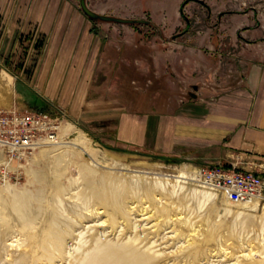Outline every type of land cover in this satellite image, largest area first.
I'll use <instances>...</instances> for the list:
<instances>
[{
	"label": "rangeland",
	"instance_id": "1",
	"mask_svg": "<svg viewBox=\"0 0 264 264\" xmlns=\"http://www.w3.org/2000/svg\"><path fill=\"white\" fill-rule=\"evenodd\" d=\"M58 1L101 44L88 93L101 106L61 120L57 144L17 157L0 151V264H35L46 227L65 229L71 211L85 206L102 215L84 222L86 247L73 257L66 252L78 237L61 241L67 258L60 262L56 251V264H77L86 252L101 264H264V203L236 206L219 192L205 199L188 184L153 183L201 167L193 140L180 139L178 117L209 112L264 73V0H85L97 13L147 24L93 21L78 0ZM42 42L21 50L29 69ZM134 173L145 176L142 190L129 181ZM13 205L24 208L21 216ZM137 236V251L155 252L150 260L116 251Z\"/></svg>",
	"mask_w": 264,
	"mask_h": 264
},
{
	"label": "crops",
	"instance_id": "2",
	"mask_svg": "<svg viewBox=\"0 0 264 264\" xmlns=\"http://www.w3.org/2000/svg\"><path fill=\"white\" fill-rule=\"evenodd\" d=\"M59 2L0 0V107L57 106L69 116L101 106L88 98L102 60L101 44L90 23L69 4L59 8ZM36 37L43 42L29 69L30 60L21 50L33 48ZM221 97L226 101L209 112L178 117L180 139L193 140L201 166L219 162L254 167L264 161V73L247 77L241 88ZM144 122L147 128V115Z\"/></svg>",
	"mask_w": 264,
	"mask_h": 264
},
{
	"label": "built area",
	"instance_id": "3",
	"mask_svg": "<svg viewBox=\"0 0 264 264\" xmlns=\"http://www.w3.org/2000/svg\"><path fill=\"white\" fill-rule=\"evenodd\" d=\"M63 119L69 117L57 106L44 110L20 104L0 107V151L17 157L53 144ZM194 176L198 185L219 192L230 204L264 203V161L250 168L215 162L199 167Z\"/></svg>",
	"mask_w": 264,
	"mask_h": 264
},
{
	"label": "bare ground",
	"instance_id": "4",
	"mask_svg": "<svg viewBox=\"0 0 264 264\" xmlns=\"http://www.w3.org/2000/svg\"><path fill=\"white\" fill-rule=\"evenodd\" d=\"M2 83V82H1ZM5 89V88H4ZM57 141V140H56ZM58 142V141H57ZM57 142L55 143V144H57ZM47 144H50V143H46V144H42V145H40L39 147H42V146H45V145H47ZM39 147H37V149H39ZM134 177H132V176ZM131 175H127L128 177H132L129 181H131V183H132V185H134V186H137L138 188H140L141 190H142V188L141 187H143V184H145L144 182V178L143 177H145V176H143V175H141V174H138V173H134V174H131ZM195 172H191V171H187V170H181V171H179V173H178V175H176L175 176V180L174 181H171L170 179H168V178H159V177H154L153 178V183H155V184H159V185H161L162 186V189H164V184L163 183H166L167 185H169L170 187H172V188H175L176 186H178V187H183L184 186V184L186 185V184H188V189H189V191L191 192V194H196V193H198V195L199 196H201V198H205V199H212V198H214V196L216 195L213 191H210V190H207V189H205V188H202L200 185H198L197 183H196V181H195ZM147 179V178H146ZM163 179V180H162ZM188 181H190L191 183H188ZM130 184V183H129ZM131 186V185H130ZM140 186V187H139ZM114 193V192H113ZM114 194H116V192L114 193ZM217 196V195H216ZM115 197H116V195H115ZM154 198H156V196H154ZM157 201L158 200H160V198H157L156 199ZM226 201V200H225ZM83 202V201H82ZM75 204V203H74ZM78 205V204H77ZM82 205V204H81ZM90 206V205H89ZM244 206H252V207H254V208H257V203L256 202H253V203H249V204H244L243 205V207ZM20 207V206H19ZM76 208H79V206L77 207V206H75ZM22 208L23 207H21V209L20 208H18V206L16 207L15 205H13V210L17 213V215H18V217L19 216H21V214L23 213V210H24V208H23V210H22ZM249 208V207H248ZM260 208V212L261 213H263L264 214V205H262V206H260L259 207ZM73 209V208H72ZM143 211H144V208H143ZM239 211V210H238ZM104 212V211H103ZM102 215V213H100V211H98V209L97 208H95V207H88V206H85V207H82L81 209H75L74 208V211H71V213H70V216L68 217V219H69V222H67V221H65L64 220V222L61 224L62 226L60 227V228H62V227H64L65 229H63L62 228V230H59L58 229V227L57 228H52V227H49L48 228V226L46 227V231L44 232L45 233V235H46V238H45V241H44V243L46 244V246L44 245V244H42V242L41 241H39L38 242V248H39V250H37V252H38V255H37V257H36V259H35V264H56V262H55V257L54 256H56L55 254H58L57 255V257L58 258H60L59 260H60V262L63 260V263H65V259L67 258L66 257V255H65V251H64V249H65V245H64V247H63V251H64V253L61 251V249H60V244H61V241L63 242L64 241V239H65V237L67 238H73V236H77L78 237V241H77V243H76V245L75 246H73V248H71L70 249V247H69V249L67 250V256L70 258V257H73V254L75 253V254H77V252H80V250L82 251V249L84 248V247H86V240H84L85 238H84V232H83V230H84V227H85V223L84 222H86V220H88V219H90V218H92V217H97V216H99V215ZM67 218V217H66ZM71 221V222H70ZM106 221L105 220H103L101 223L103 224V223H105ZM90 227V226H89ZM79 228H82L81 230H79ZM86 228V227H85ZM91 228V227H90ZM89 228V229H90ZM56 229V230H55ZM86 230H88V226H87V229ZM86 233V232H85ZM8 235V234H7ZM16 237V236H15ZM76 237V238H77ZM75 238V239H76ZM100 238H101V236H98L96 239H95V242H96V248L95 249H97L98 248V246H100L101 244H100ZM77 240V239H76ZM138 240H139V236H137V237H129L127 240H126V242H127V244H126V242L124 243L125 244V246L123 245V247H118L117 249H116V247L117 246H113L114 247V249H116V251L118 252V253H120L119 251H123V252H125V254L128 252V253H130V254H128V257H129V255L131 256V254L132 255H134V257H135V254L136 255H139V254H137V252L138 253H140V255H142V257H140V259L141 260H147V259H149L150 260V258H152L153 257V255H154V251L152 252L151 251V247L149 248V246L148 247H146L143 251H137V249H138V247H137V245L140 243V242H138ZM16 241H18V240H15V242ZM137 242H138V244H137ZM13 243H14V241H11L10 242V245L9 246H11L12 248L14 247H21V242H20V244H18V243H15V245H13ZM109 243V242H108ZM108 243H106V244H103L104 246H108ZM6 245V244H5ZM110 245V244H109ZM109 247V246H108ZM16 248V249H17ZM49 248H51V249H49ZM111 248V247H110ZM9 249V248H8ZM67 249V248H66ZM113 249V250H114ZM150 249V250H149ZM32 250V249H31ZM84 250V249H83ZM139 250V249H138ZM17 251V250H16ZM29 251V250H28ZM56 251H58V253H56ZM115 251V252H116ZM224 251H225V249H224ZM9 252V251H8ZM6 253L5 255L6 256H11V257H13V258H15L14 256H13V253L11 254H9V253ZM18 252V251H17ZM20 253H22L21 251H19ZM30 252V251H29ZM62 252V253H61ZM100 252H101V249H99V252H98V254H100ZM27 254V253H26ZM124 254V255H125ZM224 254H226V252H224ZM25 255V254H24ZM22 256V258L23 257H25V256ZM82 255V257H80L81 259L77 262V264H101V262H100V260L99 259H96V257H91L90 256V253L89 252H86V253H82L81 254ZM191 256L192 255H194L193 254V251H192V253L190 254ZM27 256V255H26ZM120 256H121V254H120ZM17 257V256H16ZM124 257V256H123ZM134 257H133V261H135L136 260V258L134 259ZM125 258V257H124ZM131 258V257H130ZM129 258V259H130ZM15 260V259H14ZM18 260H20L19 258H18ZM22 260V259H21ZM132 261V262H133ZM20 262V261H19ZM57 262H59L58 260H57ZM117 262H119V261H117ZM116 262V263H117ZM131 262V261H130ZM129 262V263H130ZM136 262V261H135ZM257 262H259V261H257ZM115 263V264H116ZM254 263V262H253ZM253 263H251V262H248V263H246V264H253ZM118 264V263H117ZM131 264H133V263H131ZM255 264H256V262H255ZM260 264V263H259Z\"/></svg>",
	"mask_w": 264,
	"mask_h": 264
},
{
	"label": "water",
	"instance_id": "5",
	"mask_svg": "<svg viewBox=\"0 0 264 264\" xmlns=\"http://www.w3.org/2000/svg\"><path fill=\"white\" fill-rule=\"evenodd\" d=\"M78 6L82 13L93 21H100V22H110V23H119V24H147L148 21L141 20V19H129V18H121L116 16L110 15H103L97 13L91 9H89L86 4L85 0H78Z\"/></svg>",
	"mask_w": 264,
	"mask_h": 264
}]
</instances>
